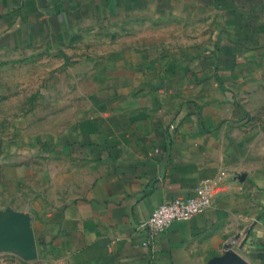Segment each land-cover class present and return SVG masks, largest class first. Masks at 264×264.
<instances>
[{
  "label": "crops",
  "instance_id": "obj_1",
  "mask_svg": "<svg viewBox=\"0 0 264 264\" xmlns=\"http://www.w3.org/2000/svg\"><path fill=\"white\" fill-rule=\"evenodd\" d=\"M137 21L172 42L74 44ZM38 52L0 90V264H207L226 244L264 264V0H0V70ZM204 187L207 210L142 247L156 206Z\"/></svg>",
  "mask_w": 264,
  "mask_h": 264
},
{
  "label": "rangeland",
  "instance_id": "obj_2",
  "mask_svg": "<svg viewBox=\"0 0 264 264\" xmlns=\"http://www.w3.org/2000/svg\"><path fill=\"white\" fill-rule=\"evenodd\" d=\"M160 25L162 24L137 21L114 27L84 31L74 44H80L85 52L94 50L96 55L99 54L103 58L107 55L110 48L116 46L122 50H124V48L155 50L159 44H161L160 47H162L164 46L163 43L168 45L172 42V33L163 34L162 31L159 33L158 27ZM48 57L50 56L38 52L27 58L9 59L5 61L10 68L0 70V90H2V84L5 89L9 90L7 85L11 79H27L29 75L35 77L40 73L36 70H15L16 66L19 67V64L28 63L35 64L36 62L44 61ZM0 62L2 63V61ZM14 65L16 66L13 69ZM41 76H44L43 71L41 72Z\"/></svg>",
  "mask_w": 264,
  "mask_h": 264
},
{
  "label": "built area",
  "instance_id": "obj_3",
  "mask_svg": "<svg viewBox=\"0 0 264 264\" xmlns=\"http://www.w3.org/2000/svg\"><path fill=\"white\" fill-rule=\"evenodd\" d=\"M210 204V189L204 187L196 196L175 198L156 206L149 218L138 226V229L144 234V239L141 242L142 247L150 248L156 238L172 224L189 221L207 210Z\"/></svg>",
  "mask_w": 264,
  "mask_h": 264
},
{
  "label": "water",
  "instance_id": "obj_4",
  "mask_svg": "<svg viewBox=\"0 0 264 264\" xmlns=\"http://www.w3.org/2000/svg\"><path fill=\"white\" fill-rule=\"evenodd\" d=\"M16 228L17 234L14 235L7 245L14 247L23 258H32L34 256V246L31 233L28 228V222L25 218L13 217L10 220L8 228L4 233H11ZM207 264H250L240 255H238L231 247L226 244L223 247L221 256H217L208 261Z\"/></svg>",
  "mask_w": 264,
  "mask_h": 264
}]
</instances>
